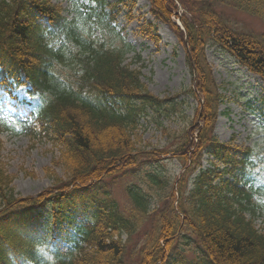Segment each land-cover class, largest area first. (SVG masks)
Listing matches in <instances>:
<instances>
[{"label":"trees","instance_id":"trees-1","mask_svg":"<svg viewBox=\"0 0 264 264\" xmlns=\"http://www.w3.org/2000/svg\"><path fill=\"white\" fill-rule=\"evenodd\" d=\"M178 1L185 12L184 33L170 22L177 9L173 0H150L154 15L171 25L186 48L188 65L196 69V90L203 98L197 114L202 126L194 121L172 151L183 163L190 153L188 174L198 171L191 181L178 183L177 209L182 216L171 206L162 211L158 226L142 233L145 240L139 246L113 239L139 233L149 223L151 199L161 197L155 191L165 190L167 184L156 171L146 189L136 185L125 189L130 200L127 211L94 207L93 224L76 231L87 248L69 258L55 256L59 264H168L176 251L184 252L176 245L183 235L182 239L194 238L202 245L212 264H264V235L253 226L252 203L253 197L264 195V186L245 169L250 149L222 144L212 135L223 96L204 54L208 45H215L264 79V32L241 30L236 20L245 15L264 22V0ZM93 3L75 6L68 18L49 0H0V88L30 86L29 102H17L28 111L26 120H13L4 127L31 137L51 134L59 143L60 158L54 164L63 167L66 179L50 176L56 189L85 186L138 168L143 148L134 131L140 116L147 108L159 110L168 102L147 91L139 70L123 64L133 48L115 31V6L105 0ZM203 154L213 158L204 170ZM10 183L0 166V205L29 203L13 199ZM173 195L166 196L174 199ZM44 197L52 196L44 193L34 201L43 203ZM33 247L25 244L26 257L34 256ZM1 260L8 261L5 252Z\"/></svg>","mask_w":264,"mask_h":264},{"label":"rangeland","instance_id":"rangeland-1","mask_svg":"<svg viewBox=\"0 0 264 264\" xmlns=\"http://www.w3.org/2000/svg\"><path fill=\"white\" fill-rule=\"evenodd\" d=\"M51 1L60 5L68 15L70 7L87 0ZM106 1L117 3L119 15L116 25L118 28H125L122 36L140 55L144 66L141 69L142 81L150 92L160 98L179 95L175 99L178 103L175 113L168 111V116L161 115L158 120V114H153L151 118L141 121L138 131L142 142L148 146L147 152L160 150L166 146L168 138L161 134L156 120L168 130L179 134L189 126L198 107V100L183 94L185 89L193 86L192 73L187 67L184 50L177 43L171 29L151 16L148 0ZM236 20L241 30L264 32V22L259 19L241 15ZM221 51L214 47L207 50L213 76L225 96L219 107L221 114L217 119L215 134L222 142H228L233 137L239 146L262 148L258 141L261 142L264 137V82ZM141 64L133 66L139 67ZM17 94L23 96L22 89ZM0 140V162L5 164L7 173L13 177L12 186L17 197H34L47 191L53 183L50 178L52 174L66 179L63 167H56L52 163L57 161L59 152L50 139H30L28 136H11L4 133L0 135ZM160 164L163 165L162 174L168 176L172 182L175 180L173 178L181 173L177 160H163ZM134 182L133 178L126 177L123 183L112 189V196L117 204L126 203L123 188L126 184ZM109 183L107 179L104 185L110 187ZM257 224L264 227L262 219H259Z\"/></svg>","mask_w":264,"mask_h":264}]
</instances>
